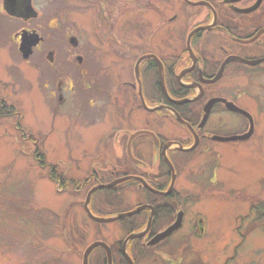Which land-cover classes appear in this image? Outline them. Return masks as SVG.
<instances>
[{
    "label": "flooded vegetation",
    "instance_id": "obj_1",
    "mask_svg": "<svg viewBox=\"0 0 264 264\" xmlns=\"http://www.w3.org/2000/svg\"><path fill=\"white\" fill-rule=\"evenodd\" d=\"M120 5L127 7L123 15ZM33 9L31 18L23 10L21 17H8L25 26L12 38L18 48L23 33L39 40L29 59L18 53L27 65L33 60L27 71L42 104L53 116L82 118L113 131L111 150L92 152L102 163L92 167L81 188L132 178L104 190L101 204L120 206V186L144 199L135 208L115 210L122 215L145 207L117 222L121 239L97 241L108 245L112 264H180L174 259L185 226L182 170L195 157L218 163L250 141L226 139L248 130H243L248 120L232 106L248 112L246 79L264 75V0H99L96 19L83 18V28L55 18L52 7L50 16ZM30 22H36L33 28ZM199 164L190 166L189 173L196 170L204 178L206 165ZM214 168L208 178L216 186L221 181ZM55 182L76 183L64 173L55 175ZM180 213L181 226L150 246ZM190 221L187 232L197 226L200 234L205 232L202 219ZM141 233L125 245L129 236ZM88 264H108L106 250L94 249Z\"/></svg>",
    "mask_w": 264,
    "mask_h": 264
},
{
    "label": "rangeland",
    "instance_id": "obj_2",
    "mask_svg": "<svg viewBox=\"0 0 264 264\" xmlns=\"http://www.w3.org/2000/svg\"><path fill=\"white\" fill-rule=\"evenodd\" d=\"M98 1L33 0L32 5L49 16L52 7L55 18L68 19L71 26L80 28L83 18L96 19ZM1 8L2 0L0 97L21 114V128L14 123L17 118H0V264H82L84 251L92 243L103 236L110 243L122 237L118 223L100 225L84 219L88 216L85 198L93 184L81 188L92 167L102 163L92 152L111 150L113 131L106 124L96 128L82 118L68 120L64 114L50 113L27 71L33 60L25 64L12 39L25 26L12 21ZM120 10L123 15L127 7L120 5ZM35 23L30 22L28 28ZM243 92V104L255 119L250 141L218 163L195 157L182 170L185 226L175 263L264 264V222L243 239L239 237L256 224L255 216L249 217L250 204L264 202V75L247 77ZM245 128L248 124L243 123ZM197 163L206 165L204 178L196 170L189 173L190 166ZM211 166L221 181L216 186L208 178ZM51 173H64L76 184L58 187L50 180ZM118 191H124L120 206L101 204L107 194L100 191L89 212L97 217L111 216L115 210L135 208L144 200L128 187L120 186ZM192 219L196 223L203 220V234L197 225L196 231L187 232Z\"/></svg>",
    "mask_w": 264,
    "mask_h": 264
},
{
    "label": "water",
    "instance_id": "obj_3",
    "mask_svg": "<svg viewBox=\"0 0 264 264\" xmlns=\"http://www.w3.org/2000/svg\"><path fill=\"white\" fill-rule=\"evenodd\" d=\"M3 6H4V10L7 12V14H9L11 16L21 17V13H22L21 11L22 10L27 12L28 17L30 16V18L35 16V12L33 11L32 6H31V0H3ZM38 41H39L38 39H36L33 36H29L26 33H23L21 35V43L19 46V52L22 54V57L24 60H27L31 56L32 49H33V47H35L38 44ZM257 63L258 62H256V63L254 62V63H250V64L255 65ZM219 77H220V74L217 76L215 81L218 80ZM209 108H210V106L208 105L207 108H205V111L208 112ZM232 109L240 111L241 113H243V116H245L249 120V130H248V132H246L243 135V137L231 138L229 140H236V139H243V141L248 140L249 138H251L253 131H254V124H253L252 117L247 112L242 111L236 107L232 106ZM205 118H206V116H205ZM128 179H130V178H128ZM128 179H123V180L111 183L109 185H98L89 191L87 198H86V201H85V209H86L88 216L91 220H93L96 223H113L115 221L120 220L121 218H124L127 215H136V214H139L140 212H142L143 210H145V207H140L130 214H122V215H119L117 217H113V218H109V219L96 218L90 214V212L88 210V204H89L90 198H91L93 193H95L99 190L111 189V188L115 187L117 184L122 183ZM182 215L183 214L180 213L178 218H177L176 223L171 228H169L166 232L156 236L153 239V241H151V243L149 245L154 246V245L160 243L162 240L167 238L174 230L179 228L181 226V222H182ZM143 235H144V233L137 234V235H131L127 238L125 244L130 240L141 238ZM96 247L105 248L106 253H107V263L112 264L111 252H110L109 248H107V246H105L103 243H100V242L94 243L85 251L84 256H83V264H88L89 254ZM124 255L126 257L125 250H124Z\"/></svg>",
    "mask_w": 264,
    "mask_h": 264
},
{
    "label": "trees",
    "instance_id": "obj_4",
    "mask_svg": "<svg viewBox=\"0 0 264 264\" xmlns=\"http://www.w3.org/2000/svg\"><path fill=\"white\" fill-rule=\"evenodd\" d=\"M4 101V102H3ZM0 105L3 106V108L0 107V118H7V119H14L17 118V120L14 122L15 125L18 128H21L20 122L21 119L19 118L20 116L17 115V111L15 110V108H12V105H10V103L6 100H3ZM54 174H50V180L54 183L55 182V175ZM57 184V183H56ZM76 184V183H74ZM58 185V184H57ZM72 185V184H70ZM69 185V186H70ZM68 185L63 183V186L61 187H67ZM250 215H254L255 216V221L256 224H253L252 227L250 229H247L246 233L244 235L239 236L241 239H243L246 235H248L249 233L252 232V230H255V228H257L260 224H262L264 222V202H262L261 200H258L252 204H250ZM245 219H243L242 222H244ZM238 233V232H237Z\"/></svg>",
    "mask_w": 264,
    "mask_h": 264
}]
</instances>
